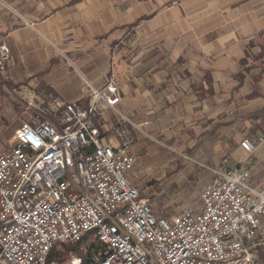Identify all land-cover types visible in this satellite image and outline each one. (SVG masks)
<instances>
[{
	"label": "crops",
	"instance_id": "1",
	"mask_svg": "<svg viewBox=\"0 0 264 264\" xmlns=\"http://www.w3.org/2000/svg\"><path fill=\"white\" fill-rule=\"evenodd\" d=\"M0 40L12 58L0 81L36 97L34 114L56 122L54 97L86 105L114 78L123 114L186 134L211 171L224 157L252 168L241 122L264 166V0H0ZM116 125L103 117L102 136Z\"/></svg>",
	"mask_w": 264,
	"mask_h": 264
},
{
	"label": "built area",
	"instance_id": "2",
	"mask_svg": "<svg viewBox=\"0 0 264 264\" xmlns=\"http://www.w3.org/2000/svg\"><path fill=\"white\" fill-rule=\"evenodd\" d=\"M11 59L0 40L1 71ZM122 100L110 78L92 86L86 105L54 97L56 122L37 113L15 129L0 152V222L11 223L0 230V264H47L54 246L76 244L91 231L82 246L88 264H264V185L252 181V168L224 157L199 209L156 217L125 174L137 162L130 132L149 121L119 111ZM105 108L117 114L118 144L104 141L95 122ZM241 146L250 154L256 148L250 137ZM68 255L54 264H85L73 248Z\"/></svg>",
	"mask_w": 264,
	"mask_h": 264
},
{
	"label": "rangeland",
	"instance_id": "3",
	"mask_svg": "<svg viewBox=\"0 0 264 264\" xmlns=\"http://www.w3.org/2000/svg\"><path fill=\"white\" fill-rule=\"evenodd\" d=\"M22 90L19 85L12 86L0 81V152L10 148L15 125H20L22 121L31 122L34 118L31 115H35L33 112L39 100L22 93ZM117 108L123 110L121 105ZM49 112L47 116L52 121V111ZM57 115L58 112L55 116ZM103 117L112 119V125L115 122L118 124L117 114L112 109H106L103 116L95 118V122L101 124ZM239 124L240 127L235 128V139L238 141L240 137L250 136L257 148V136L247 132L246 124L243 122ZM166 131L168 130L164 126H151L147 131L143 128V131H140L141 137L137 138L131 130L137 162L133 168L125 172L126 176L139 187L141 196L149 199L151 211L156 217L174 216L186 207L199 209L202 203L201 193L212 179L213 173L212 163L202 157L201 151L186 148L189 144L188 141H184L186 134L179 136L178 130L172 129L174 133L169 135ZM114 133H106L103 138H109L113 144H118V138ZM105 138L104 141H107ZM205 152L209 154L210 150L207 149ZM243 157H248L252 170L264 176V166L256 150L253 154L245 151ZM260 182V185H264L263 179ZM259 255L264 257V247L259 248Z\"/></svg>",
	"mask_w": 264,
	"mask_h": 264
},
{
	"label": "trees",
	"instance_id": "4",
	"mask_svg": "<svg viewBox=\"0 0 264 264\" xmlns=\"http://www.w3.org/2000/svg\"><path fill=\"white\" fill-rule=\"evenodd\" d=\"M44 117V116H43ZM93 232L87 233L81 241H79L76 244L73 245H56L53 247V249L50 251L47 264H54V263H63L66 262L68 259V251L70 249H74L76 253H80L81 255L85 256V264L89 263V257H87L86 253L83 251L82 246L83 245H89V240L93 237ZM97 242L93 243V246L96 247Z\"/></svg>",
	"mask_w": 264,
	"mask_h": 264
},
{
	"label": "bare ground",
	"instance_id": "5",
	"mask_svg": "<svg viewBox=\"0 0 264 264\" xmlns=\"http://www.w3.org/2000/svg\"><path fill=\"white\" fill-rule=\"evenodd\" d=\"M0 230H11V223L0 222ZM103 262H111V254H103Z\"/></svg>",
	"mask_w": 264,
	"mask_h": 264
}]
</instances>
